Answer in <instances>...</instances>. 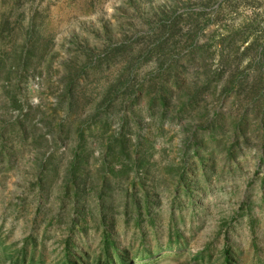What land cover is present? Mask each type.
<instances>
[{
    "label": "rangeland",
    "instance_id": "374dc122",
    "mask_svg": "<svg viewBox=\"0 0 264 264\" xmlns=\"http://www.w3.org/2000/svg\"><path fill=\"white\" fill-rule=\"evenodd\" d=\"M175 232L154 263L264 264V0H0L3 245L93 264Z\"/></svg>",
    "mask_w": 264,
    "mask_h": 264
},
{
    "label": "trees",
    "instance_id": "16d2710c",
    "mask_svg": "<svg viewBox=\"0 0 264 264\" xmlns=\"http://www.w3.org/2000/svg\"><path fill=\"white\" fill-rule=\"evenodd\" d=\"M196 178L195 180H197ZM190 183L186 184L189 186ZM204 184L205 182L202 181ZM201 183L197 184L200 186ZM190 189H184L186 196H192L193 192L197 191V187ZM112 245L107 241L106 249L108 250ZM187 239L183 238V235L179 232L171 234V241L165 246H156L155 248L144 247L141 252L135 254L136 257H128L127 253H117L115 255L106 254V258L103 262L97 261L93 264H156L154 263L159 258H162L163 254L168 255L172 253L173 255L177 254L180 251L185 249L186 251L190 248ZM31 250L30 252L28 250ZM166 252V253H164ZM0 264H45L44 255L42 253L36 254V242L27 239L22 247L18 248L16 251H11L9 247L3 245V240H0ZM188 259L193 264H203L204 260L207 263H210L211 253L206 249H196L194 254L188 255ZM232 252L229 249L224 250V264H235V261L231 258ZM57 264V263H54ZM58 264H84L79 263L78 258H73L70 256V253H66L61 262Z\"/></svg>",
    "mask_w": 264,
    "mask_h": 264
}]
</instances>
